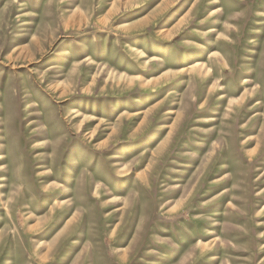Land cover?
<instances>
[{"label":"rangeland","instance_id":"obj_1","mask_svg":"<svg viewBox=\"0 0 264 264\" xmlns=\"http://www.w3.org/2000/svg\"><path fill=\"white\" fill-rule=\"evenodd\" d=\"M0 264H264V0H0Z\"/></svg>","mask_w":264,"mask_h":264},{"label":"bare ground","instance_id":"obj_2","mask_svg":"<svg viewBox=\"0 0 264 264\" xmlns=\"http://www.w3.org/2000/svg\"><path fill=\"white\" fill-rule=\"evenodd\" d=\"M198 64H200V63H198ZM193 70H194V69H193ZM193 70H192V71H193ZM201 70H202V68H201ZM201 70H199V72H200ZM210 71H211V70H210ZM207 73H208V71H207ZM209 73H210V72H209ZM191 74H192V73H191ZM195 77H196V76H195Z\"/></svg>","mask_w":264,"mask_h":264}]
</instances>
